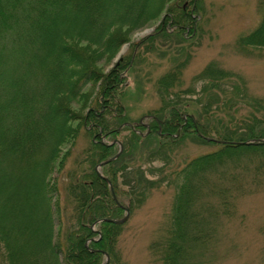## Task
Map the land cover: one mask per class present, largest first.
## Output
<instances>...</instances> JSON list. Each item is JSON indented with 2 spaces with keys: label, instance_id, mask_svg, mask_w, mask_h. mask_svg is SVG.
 <instances>
[{
  "label": "trees",
  "instance_id": "16d2710c",
  "mask_svg": "<svg viewBox=\"0 0 264 264\" xmlns=\"http://www.w3.org/2000/svg\"><path fill=\"white\" fill-rule=\"evenodd\" d=\"M201 2L0 0V264H102L106 254L118 264L124 224L103 221L140 209L162 186L174 194L148 246L151 264H215L207 257L225 224L244 225L240 203L264 190V97L216 62L183 89ZM258 6L239 52L264 50V0ZM157 20L150 38L104 72ZM156 43L172 65L155 83L160 107L145 126L127 116L126 95L131 78L134 95L142 90L135 62ZM123 132L122 152L96 171ZM80 139L86 146L68 166ZM186 141L212 149L152 178L148 165Z\"/></svg>",
  "mask_w": 264,
  "mask_h": 264
},
{
  "label": "rangeland",
  "instance_id": "374dc122",
  "mask_svg": "<svg viewBox=\"0 0 264 264\" xmlns=\"http://www.w3.org/2000/svg\"><path fill=\"white\" fill-rule=\"evenodd\" d=\"M258 1L202 0V30L197 46L191 49L192 58L183 71V89L192 86L193 78L208 63L216 62L221 68L241 75L247 83L250 94L264 97V50L246 54L239 52L236 47L238 36L250 32L260 20ZM159 22L160 20L154 21L134 33L130 43L120 49L112 63L103 65L104 72H108L121 56L128 55L133 44L150 38ZM166 47L163 44H153L149 49L150 54L142 55L141 59L135 62L134 72L139 75L134 74L132 77L143 86L142 90L135 92L134 95L133 79H130V87L126 95L128 104L126 114L133 122L142 121L146 126L152 112L160 107L155 83L172 65L166 56ZM196 88H200V85H196ZM122 134L118 139L119 142L129 133ZM85 146L84 140L80 139L74 147H67L71 151L68 166L78 155V151ZM211 149V146L186 141L174 148L173 152L167 153L169 154L167 160L151 162L148 168L154 175L152 178H158L166 171L174 170L191 158ZM173 194L171 187L162 186L149 195L140 209L130 213L118 240L121 259L118 264H151L148 246L161 225L170 218ZM239 213L244 216L242 218L245 221L244 225L238 220L225 224L219 235L218 248H215L207 259L214 258L215 264H264V190L258 195L243 200L239 206ZM105 261L106 259L103 263Z\"/></svg>",
  "mask_w": 264,
  "mask_h": 264
},
{
  "label": "water",
  "instance_id": "95a60500",
  "mask_svg": "<svg viewBox=\"0 0 264 264\" xmlns=\"http://www.w3.org/2000/svg\"><path fill=\"white\" fill-rule=\"evenodd\" d=\"M208 141H209V142H211V141H214V142H215L216 140L208 139ZM216 142H217V141H216ZM117 143L120 144L119 142H117ZM121 150H122V147H121V145H120V150H119V152L117 153V155L113 156L112 159H110V160H108V161H105V162L99 164V165L97 166V168H96V171L98 170V168L104 166V165L107 164L108 162L115 160V159L119 156V154L121 153ZM109 187H110V189H111L112 197H113L114 201L117 203V199H116V197H115V194H114V192H113V190H112L110 184H109ZM121 207H122V206H121ZM122 208H123V207H122ZM124 210H125V216H124L122 219H119V220L106 219V220H104L103 222L112 223V224H117V225L124 224V223L127 221V219L129 218V215H130L129 209L124 208ZM105 257H106V261H105L104 263H102V264H108V262H109V256H108V254H106Z\"/></svg>",
  "mask_w": 264,
  "mask_h": 264
}]
</instances>
